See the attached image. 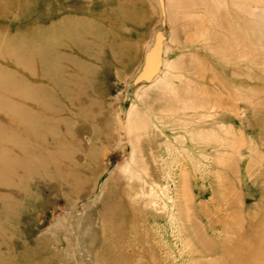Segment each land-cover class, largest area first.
Listing matches in <instances>:
<instances>
[{
	"label": "rangeland",
	"instance_id": "1",
	"mask_svg": "<svg viewBox=\"0 0 264 264\" xmlns=\"http://www.w3.org/2000/svg\"><path fill=\"white\" fill-rule=\"evenodd\" d=\"M0 264H264V0H0Z\"/></svg>",
	"mask_w": 264,
	"mask_h": 264
},
{
	"label": "bare ground",
	"instance_id": "2",
	"mask_svg": "<svg viewBox=\"0 0 264 264\" xmlns=\"http://www.w3.org/2000/svg\"><path fill=\"white\" fill-rule=\"evenodd\" d=\"M160 33V32H159ZM155 45H157L156 44V42H155ZM161 45V44H160ZM158 46V45H157ZM152 49V48H151ZM158 51H159V48H154L149 54H148V62H147V65H146V68L144 69L145 70V72L143 73V76L142 77H144V78H150L151 76V73L153 72L152 70H151V72H150V70H148L149 69V67H151L150 65H148V63L151 61H149V59L151 58V56H153L155 53H157L158 54ZM157 58V57H156ZM153 59V58H152ZM154 59H155V57H154ZM158 59V58H157ZM156 62H158L157 60H156ZM156 62H154V63H156ZM152 63V62H151ZM153 63V64H154ZM154 67V66H153ZM158 69V68H157ZM156 69V70H157ZM153 74V73H152ZM142 79V78H141ZM136 81V80H135ZM130 117V116H129ZM202 134V133H201ZM212 135V134H211ZM55 217V216H54Z\"/></svg>",
	"mask_w": 264,
	"mask_h": 264
}]
</instances>
